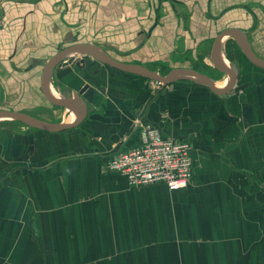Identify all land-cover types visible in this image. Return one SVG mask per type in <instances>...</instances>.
<instances>
[{"label": "crops", "instance_id": "obj_1", "mask_svg": "<svg viewBox=\"0 0 264 264\" xmlns=\"http://www.w3.org/2000/svg\"><path fill=\"white\" fill-rule=\"evenodd\" d=\"M227 29L243 31L264 60V0H0V110L76 124L42 92L48 61L76 44L216 80L212 48ZM237 46L228 36L219 55L241 68L243 89L226 95L190 80L156 90L89 56L66 58L49 88L64 99L89 86L76 127L0 121V264H264V70ZM143 120L192 145L187 187L131 188L108 170L140 146Z\"/></svg>", "mask_w": 264, "mask_h": 264}, {"label": "water", "instance_id": "obj_2", "mask_svg": "<svg viewBox=\"0 0 264 264\" xmlns=\"http://www.w3.org/2000/svg\"><path fill=\"white\" fill-rule=\"evenodd\" d=\"M232 37L241 48L242 53L247 58V60L255 67L264 70V60L260 59L252 50L250 43L247 39L246 34L239 29H227L219 34L215 39L212 48V63L214 67L222 74L226 75L230 81L226 88H218L216 85V80L211 78L207 74H203L191 69H173L166 75H161L157 71H152L147 67L138 64H127L115 60L109 56L105 48L101 45H90V44H76L74 46L63 49L58 54L53 56L46 64L43 75H42V92L45 98L52 104L70 108L78 116L76 124H61V123H50L43 121L27 115L22 112L0 110V121H16L21 122L25 126L44 130L48 132H59L62 130H67L76 127L86 116L88 108L91 107L88 102L83 98L85 92L88 90L89 86H85L80 92H74L72 90H64V99H58L52 95L49 88V79L52 72L60 65L64 60L74 54H80L84 56H89L97 62L114 68L116 70L126 72L128 74L141 76L151 81H156L162 84H171L176 81L190 80L197 82L199 84L207 86L214 93L219 95L232 94L234 92L240 91L243 88L236 87L238 77L241 71L240 65L238 64V59L235 60L234 66H226L220 59V52L222 47V42L226 37ZM234 58V57H233ZM237 61V62H236ZM82 114H80V110Z\"/></svg>", "mask_w": 264, "mask_h": 264}, {"label": "built area", "instance_id": "obj_3", "mask_svg": "<svg viewBox=\"0 0 264 264\" xmlns=\"http://www.w3.org/2000/svg\"><path fill=\"white\" fill-rule=\"evenodd\" d=\"M153 82L157 89L167 86ZM136 125L140 146L118 153L108 162V170L124 175L131 188L163 184L179 191L187 187L193 175L192 145L165 139L159 128L145 120Z\"/></svg>", "mask_w": 264, "mask_h": 264}, {"label": "rangeland", "instance_id": "obj_4", "mask_svg": "<svg viewBox=\"0 0 264 264\" xmlns=\"http://www.w3.org/2000/svg\"><path fill=\"white\" fill-rule=\"evenodd\" d=\"M78 57H79V58H80V57L82 58L83 56H82V55H78ZM169 72H170V71H169ZM169 72H165V75H166L167 73H169ZM210 73L213 74L214 76H216V78H217V79L215 78L216 80H220V79H221V80H223V81L226 80V81L228 82V77H226V76L223 77V75H221L222 73L219 74L217 71H214V70L211 71ZM161 75H163V74H161ZM151 82H152V86H153V88L156 89V90H158V89L156 88V86H158V85H157L156 83H154L153 81H151ZM220 84H221V83H220ZM223 84H224V83H223ZM223 84H221V85H223Z\"/></svg>", "mask_w": 264, "mask_h": 264}, {"label": "flooded vegetation", "instance_id": "obj_5", "mask_svg": "<svg viewBox=\"0 0 264 264\" xmlns=\"http://www.w3.org/2000/svg\"><path fill=\"white\" fill-rule=\"evenodd\" d=\"M227 50H229V49H227ZM105 51L107 52V50H105ZM228 52H230V51H228ZM232 52H242V50H241V48L239 46H237L235 51L232 50Z\"/></svg>", "mask_w": 264, "mask_h": 264}, {"label": "trees", "instance_id": "obj_6", "mask_svg": "<svg viewBox=\"0 0 264 264\" xmlns=\"http://www.w3.org/2000/svg\"><path fill=\"white\" fill-rule=\"evenodd\" d=\"M163 75H165V72L164 73H162ZM7 124H9V123H12L11 121L10 122H6Z\"/></svg>", "mask_w": 264, "mask_h": 264}, {"label": "bare ground", "instance_id": "obj_7", "mask_svg": "<svg viewBox=\"0 0 264 264\" xmlns=\"http://www.w3.org/2000/svg\"><path fill=\"white\" fill-rule=\"evenodd\" d=\"M217 86H223V85H221L220 83H218V84H216Z\"/></svg>", "mask_w": 264, "mask_h": 264}]
</instances>
